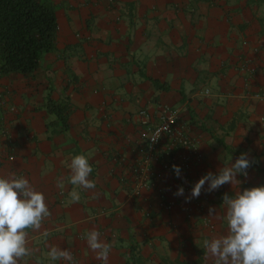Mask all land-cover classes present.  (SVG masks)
I'll list each match as a JSON object with an SVG mask.
<instances>
[{
    "label": "crops",
    "instance_id": "1",
    "mask_svg": "<svg viewBox=\"0 0 264 264\" xmlns=\"http://www.w3.org/2000/svg\"><path fill=\"white\" fill-rule=\"evenodd\" d=\"M51 1L54 49L33 73L0 81V176L27 178L50 211L28 230L27 264H62L48 257L53 245L75 264H101L87 244L92 230L110 245L107 264H126L133 246L137 264H214L203 241L227 233L223 196L264 186V0ZM49 99L69 105L66 130ZM164 104L189 125L200 160L180 162L177 178L163 139L144 172L157 186L135 194L145 148L137 112L154 118ZM242 153L251 165L241 183L205 184L188 199ZM75 155L88 158L95 189L70 184Z\"/></svg>",
    "mask_w": 264,
    "mask_h": 264
},
{
    "label": "clouds",
    "instance_id": "2",
    "mask_svg": "<svg viewBox=\"0 0 264 264\" xmlns=\"http://www.w3.org/2000/svg\"><path fill=\"white\" fill-rule=\"evenodd\" d=\"M251 161L242 153L230 166L218 172H208L192 188L191 196L199 197L205 184L207 191L213 192L225 184L241 183L238 176H247ZM70 184L85 190L95 189L96 184L89 179L93 169L85 155H75L70 163ZM177 178L181 167L172 166ZM58 181V186H62ZM184 188L174 193L184 195ZM73 202L80 200V194L69 193ZM227 233L218 238L204 240L203 246L215 258L214 264H264V186L252 187L238 192L234 197L225 194ZM215 209H209L214 215ZM50 216L45 195L37 191L30 181L23 177L0 176V264H27L31 254L28 230L39 231L43 221ZM101 234L92 230L86 233L88 247L97 253L101 264H107L110 245L101 240ZM52 261L62 264H75L73 254L67 249L53 245L48 252Z\"/></svg>",
    "mask_w": 264,
    "mask_h": 264
},
{
    "label": "trees",
    "instance_id": "3",
    "mask_svg": "<svg viewBox=\"0 0 264 264\" xmlns=\"http://www.w3.org/2000/svg\"><path fill=\"white\" fill-rule=\"evenodd\" d=\"M58 35L56 9L51 0H0V75H28L38 69L45 53L52 51ZM47 110L66 130L69 105L49 99ZM131 248L126 264H137Z\"/></svg>",
    "mask_w": 264,
    "mask_h": 264
},
{
    "label": "built area",
    "instance_id": "4",
    "mask_svg": "<svg viewBox=\"0 0 264 264\" xmlns=\"http://www.w3.org/2000/svg\"><path fill=\"white\" fill-rule=\"evenodd\" d=\"M140 122V136L144 140V154L139 167L135 172V188L134 193L137 194L143 188L157 186L155 182L147 179L144 172L149 168L150 164L157 162L160 153V145L163 139L169 140L168 147L163 154V163L167 169L173 165L190 164L193 160H200L198 144L196 139L190 132L189 125L183 122L177 110H173L167 104H164L156 117L146 110L137 112ZM142 170V172H141ZM140 172L143 175H140ZM210 227H213L211 224Z\"/></svg>",
    "mask_w": 264,
    "mask_h": 264
},
{
    "label": "rangeland",
    "instance_id": "5",
    "mask_svg": "<svg viewBox=\"0 0 264 264\" xmlns=\"http://www.w3.org/2000/svg\"><path fill=\"white\" fill-rule=\"evenodd\" d=\"M2 78H3V76L0 75V81H1ZM1 82H2V81H1ZM1 82H0V84H1ZM0 88H1V87H0ZM1 89H2V88H1Z\"/></svg>",
    "mask_w": 264,
    "mask_h": 264
}]
</instances>
